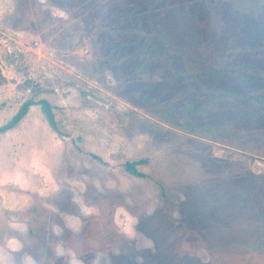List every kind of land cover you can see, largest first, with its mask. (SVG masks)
Returning <instances> with one entry per match:
<instances>
[{"label":"rangeland","instance_id":"374dc122","mask_svg":"<svg viewBox=\"0 0 264 264\" xmlns=\"http://www.w3.org/2000/svg\"><path fill=\"white\" fill-rule=\"evenodd\" d=\"M255 5L0 0V264H264Z\"/></svg>","mask_w":264,"mask_h":264},{"label":"trees","instance_id":"16d2710c","mask_svg":"<svg viewBox=\"0 0 264 264\" xmlns=\"http://www.w3.org/2000/svg\"><path fill=\"white\" fill-rule=\"evenodd\" d=\"M254 4L257 5V0H254ZM261 4H262V2H261ZM33 104H37L40 106L48 125L53 130L57 131L56 122L54 119V113L52 111L51 104L45 99H38V100L26 99L25 101H23L21 103V105L19 106V108L17 109V111L14 114L5 123L0 125V133L14 127L18 123V121L27 113L29 106L33 105ZM144 162H145L144 159L131 160V161L128 160V161H125L123 163V167H124L126 172H128L132 175L144 176L145 174L143 172L139 171L137 168L138 164H141Z\"/></svg>","mask_w":264,"mask_h":264}]
</instances>
